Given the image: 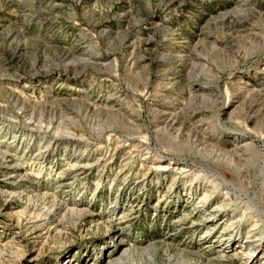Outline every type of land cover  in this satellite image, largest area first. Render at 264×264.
Returning a JSON list of instances; mask_svg holds the SVG:
<instances>
[{"label": "rangeland", "instance_id": "374dc122", "mask_svg": "<svg viewBox=\"0 0 264 264\" xmlns=\"http://www.w3.org/2000/svg\"><path fill=\"white\" fill-rule=\"evenodd\" d=\"M257 210L264 0H0V264H262Z\"/></svg>", "mask_w": 264, "mask_h": 264}, {"label": "bare ground", "instance_id": "6f19581e", "mask_svg": "<svg viewBox=\"0 0 264 264\" xmlns=\"http://www.w3.org/2000/svg\"><path fill=\"white\" fill-rule=\"evenodd\" d=\"M179 143V142H178ZM187 147V146H186ZM236 156V155H235ZM229 186H231L230 184H226V185H224V188L226 189V188H228ZM245 209H247V208H245ZM263 210V209H262ZM257 212H258V214L259 215H261V214H264V211H261V210H257ZM212 220V219H211ZM264 236H262V235H259V236H257V238H254V239H252L251 240V242L249 243L250 245H253V243L254 242H256V243H258V247H261L262 246V250L264 249V238H263ZM258 254H260V252L259 253H256L255 255L254 254H251L253 257L251 258L252 259V261H256L258 258H259V256L260 255H258ZM69 261V260H68ZM68 264V263H67ZM262 264H264V262H262Z\"/></svg>", "mask_w": 264, "mask_h": 264}]
</instances>
